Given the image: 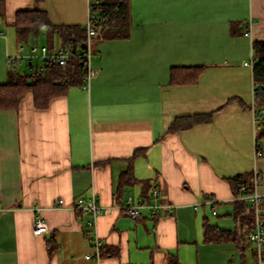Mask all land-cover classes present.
Listing matches in <instances>:
<instances>
[{
    "label": "crops",
    "instance_id": "1",
    "mask_svg": "<svg viewBox=\"0 0 264 264\" xmlns=\"http://www.w3.org/2000/svg\"><path fill=\"white\" fill-rule=\"evenodd\" d=\"M129 3V36L95 42L89 89L72 85L45 108L28 92L16 109H0V264H246L250 251L257 260L241 242L249 229L237 219L232 181L258 172L264 196V140L260 157L255 148L262 108L246 66L264 42V0ZM36 11L44 15L20 38L18 13ZM87 21L88 0H0V86L11 71L32 74L29 61L8 65L22 47L79 54L84 40L67 42L56 29ZM175 69L184 81L172 80ZM92 196L103 208L95 230L74 210ZM130 198L175 210L155 217L147 208L132 220ZM38 213L49 227L42 237ZM207 221L232 239L207 242Z\"/></svg>",
    "mask_w": 264,
    "mask_h": 264
},
{
    "label": "trees",
    "instance_id": "2",
    "mask_svg": "<svg viewBox=\"0 0 264 264\" xmlns=\"http://www.w3.org/2000/svg\"><path fill=\"white\" fill-rule=\"evenodd\" d=\"M130 0H97V14L102 19L99 24L97 36L94 42L103 36L108 39L127 38L130 34ZM36 14H43L41 11L20 12L17 15V32L20 38H27L31 30V18ZM65 41L80 42L86 39V29L82 27H58ZM83 44V45H84ZM255 63L253 67L254 81L257 84V101L260 108H264V42H255L253 45ZM75 59V58H74ZM37 61V60H36ZM71 60L66 67L57 63L41 62V64L30 65L32 74H21L17 71H11L9 80L5 85L0 86V109H16L21 99L28 92H33L36 98L37 106L45 108L49 101L60 95L63 90L83 81L85 83V69L81 60L76 58ZM182 71L175 69L172 73V80L184 81L186 77L180 76ZM196 78V74L189 76ZM258 125V142L264 140V121H259ZM236 195H239V189L242 186L247 188V192L254 190L253 176H238L232 181ZM237 219L242 225L243 230L247 228V237L243 241H250L251 235L255 230V213L253 208L245 201H237ZM246 231V230H244ZM204 236L207 242H222L232 239L231 232L219 231L208 221L204 225ZM237 238L235 239V241ZM53 253V249L51 250ZM169 264H180L177 257H171Z\"/></svg>",
    "mask_w": 264,
    "mask_h": 264
},
{
    "label": "built area",
    "instance_id": "3",
    "mask_svg": "<svg viewBox=\"0 0 264 264\" xmlns=\"http://www.w3.org/2000/svg\"><path fill=\"white\" fill-rule=\"evenodd\" d=\"M97 0H88V21L85 26L86 29V39L85 44L79 54L74 53V50L70 47H62L59 51L51 53L48 47L33 46L30 50H26L24 47L21 49V54L19 55H9L8 65L14 68L16 65L29 61L39 60L42 62L57 63L62 67H66L69 62L74 58H79L81 64L85 69V89H89L92 80L96 77L97 72L93 68V58L95 55V42L94 38L97 36L99 24L102 23V19L97 14ZM246 29L249 30L250 24L245 25ZM246 35H250V31H247ZM0 39H6L4 33L0 32ZM255 57L252 58L250 63H246V66L254 67ZM257 84L254 86V96L257 98ZM258 120L264 121V108L260 110L258 114ZM256 156L260 157L261 144L256 142ZM261 185V175L258 172L253 174V187L254 190L251 193L247 192L245 186L240 187L239 195L236 197V201H245L249 204L255 213V230L251 235L250 241L254 245L257 252V264H264V196L258 192L259 186ZM152 199L159 201L160 191L156 188L152 192ZM206 203L212 207L216 205L217 200L215 198H209ZM64 205L63 201L59 202V206ZM125 210L132 220H138L144 209H152L153 215L159 217L161 213L166 211L169 215H172L175 210L174 205H164L162 203H156L151 205L147 199L141 203H134L133 199L130 198L128 205H126ZM74 210L80 213L89 214L91 220L89 221V228L95 230L97 228V222L99 217L103 214V208L99 204L97 198L92 196L89 199L81 198L77 201L74 206ZM39 211V210H38ZM216 215V212H214ZM49 233V227L47 223L42 219L40 213L35 218L34 222V235L45 236ZM94 247L96 250L95 257L100 260L104 250V243L96 235L93 236ZM90 258V257H88Z\"/></svg>",
    "mask_w": 264,
    "mask_h": 264
},
{
    "label": "rangeland",
    "instance_id": "4",
    "mask_svg": "<svg viewBox=\"0 0 264 264\" xmlns=\"http://www.w3.org/2000/svg\"><path fill=\"white\" fill-rule=\"evenodd\" d=\"M233 264H244V263L240 259V261L238 260L237 263H233ZM246 264H257L256 257L253 255L252 251L248 252Z\"/></svg>",
    "mask_w": 264,
    "mask_h": 264
}]
</instances>
